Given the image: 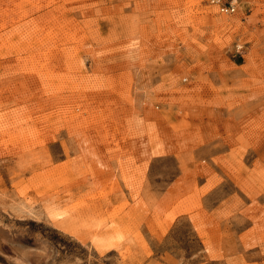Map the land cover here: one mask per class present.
<instances>
[{"label":"rangeland","instance_id":"374dc122","mask_svg":"<svg viewBox=\"0 0 264 264\" xmlns=\"http://www.w3.org/2000/svg\"><path fill=\"white\" fill-rule=\"evenodd\" d=\"M0 264H264V0H0Z\"/></svg>","mask_w":264,"mask_h":264},{"label":"bare ground","instance_id":"6f19581e","mask_svg":"<svg viewBox=\"0 0 264 264\" xmlns=\"http://www.w3.org/2000/svg\"><path fill=\"white\" fill-rule=\"evenodd\" d=\"M45 212L47 216L55 223L59 222L60 219L67 214V210L62 206L56 204H48L45 206ZM120 234L118 232H114L109 235L110 242L120 239Z\"/></svg>","mask_w":264,"mask_h":264},{"label":"built area","instance_id":"2783aa9c","mask_svg":"<svg viewBox=\"0 0 264 264\" xmlns=\"http://www.w3.org/2000/svg\"><path fill=\"white\" fill-rule=\"evenodd\" d=\"M222 9L233 11L235 8V2H229L226 5L221 6Z\"/></svg>","mask_w":264,"mask_h":264}]
</instances>
